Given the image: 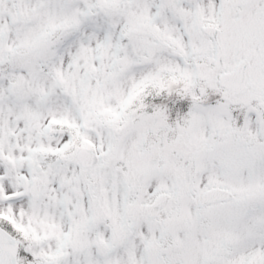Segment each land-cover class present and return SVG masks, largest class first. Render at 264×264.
Returning a JSON list of instances; mask_svg holds the SVG:
<instances>
[{"label": "snow or ice", "instance_id": "obj_1", "mask_svg": "<svg viewBox=\"0 0 264 264\" xmlns=\"http://www.w3.org/2000/svg\"><path fill=\"white\" fill-rule=\"evenodd\" d=\"M0 264H264V0H0Z\"/></svg>", "mask_w": 264, "mask_h": 264}]
</instances>
